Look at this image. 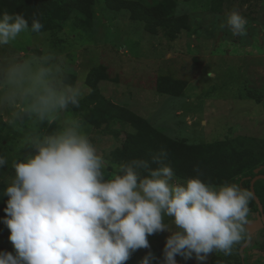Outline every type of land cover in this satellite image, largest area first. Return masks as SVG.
I'll use <instances>...</instances> for the list:
<instances>
[{"label":"clouds","instance_id":"obj_1","mask_svg":"<svg viewBox=\"0 0 264 264\" xmlns=\"http://www.w3.org/2000/svg\"><path fill=\"white\" fill-rule=\"evenodd\" d=\"M247 23L233 8L219 27L246 36ZM42 28L35 17L29 26L22 14L5 12L0 48ZM83 95L84 85L69 82L66 64L48 47L0 59V110L8 123L29 128L20 143L31 149L22 156L21 147L0 149V167L11 158L13 169L0 195L7 197L3 223L15 249L0 252V264H125L139 249H149L139 264H152L148 237L159 232L168 233L160 264H177L176 256L203 264L248 237L251 191L213 184L198 171L181 181L164 163V150L150 160L109 164L71 114Z\"/></svg>","mask_w":264,"mask_h":264},{"label":"rangeland","instance_id":"obj_2","mask_svg":"<svg viewBox=\"0 0 264 264\" xmlns=\"http://www.w3.org/2000/svg\"><path fill=\"white\" fill-rule=\"evenodd\" d=\"M153 16L165 18L166 26L133 19L129 9H117L108 0H93L86 15L72 11L60 28L22 33L17 41L0 48V59L54 50L68 68L69 82L84 85L79 108L71 109L109 164L128 134L132 123L102 116L107 100L146 122L164 141L190 148L197 155L217 143L234 155L229 174H245L252 158L264 154V0H136ZM178 8L180 9L178 13ZM233 8L247 18V35L233 36L219 27ZM190 58L191 61H188ZM9 113L0 110V149L6 153L21 147L29 134L27 126L8 123ZM54 125L47 126L51 131ZM31 151L19 149V155ZM112 169L109 168L108 171ZM13 174L11 158L0 167L3 178ZM176 176V175H175ZM177 179L183 178L176 176ZM7 197L0 195V204ZM0 217V252L15 249L10 230ZM248 237L232 251L239 257L264 242V229L257 214L249 216ZM167 232L148 237L150 250L160 264ZM149 249L135 251L125 264H139ZM203 264H209L213 254ZM177 264H201L194 257H175Z\"/></svg>","mask_w":264,"mask_h":264},{"label":"trees","instance_id":"obj_3","mask_svg":"<svg viewBox=\"0 0 264 264\" xmlns=\"http://www.w3.org/2000/svg\"><path fill=\"white\" fill-rule=\"evenodd\" d=\"M110 4L117 9H129L133 19L142 20L145 23L155 19L152 14L154 10H148L141 2L136 0H108ZM93 0H0V15L5 12L22 14L31 26L32 19L35 17L43 24L41 30L52 28H60L65 15L75 11L80 15H86ZM166 19L158 17L155 20V26H166ZM33 34V33H32ZM100 105H104V109L100 112L102 116H112L115 112V118L123 123H132L136 127V132L128 134L120 148L113 154V160L120 163L131 161L132 159L151 157L164 150L167 155L164 163L171 166L176 176L186 178L195 175L196 172L202 173V179L213 184H220L225 181L235 182L241 187L250 188L251 179L259 174L264 175V154L260 152L258 158H252L253 167L245 174L236 175L229 174L227 171L231 163L236 160L234 156H249L248 152H226L222 150L217 143L211 144L208 153L197 155L190 148L164 141L159 132L149 126L146 122H140V119L132 114H127L120 110L117 105L100 99ZM155 167V165H153ZM254 192L260 203L262 204L264 213V178H259L254 182ZM252 192V191H251ZM7 201V200H6ZM6 202L0 204V217L4 218L6 213L4 208ZM250 215L257 214L260 218L258 204L254 197L249 203ZM264 229V225H263ZM256 257L252 261H248V254L242 253L236 257L232 253L225 255L223 253H215L211 256L209 264H263L264 263V242L257 249L251 251Z\"/></svg>","mask_w":264,"mask_h":264},{"label":"water","instance_id":"obj_4","mask_svg":"<svg viewBox=\"0 0 264 264\" xmlns=\"http://www.w3.org/2000/svg\"><path fill=\"white\" fill-rule=\"evenodd\" d=\"M188 61H191L190 58H187ZM259 178H264V175L262 174H259V175H256L254 176L251 181H250V188H251V191H252V194H253V197L256 201V203L258 204V208H259V211H260V215H261V221L264 225V213H263V208H262V204L260 203L259 199L257 198V196L255 195V192H254V182L259 179ZM264 264V263H263Z\"/></svg>","mask_w":264,"mask_h":264}]
</instances>
